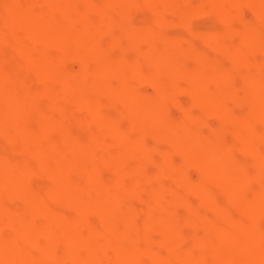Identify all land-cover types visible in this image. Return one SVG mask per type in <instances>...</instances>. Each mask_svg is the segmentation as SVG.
Segmentation results:
<instances>
[{
  "label": "bare ground",
  "instance_id": "1",
  "mask_svg": "<svg viewBox=\"0 0 264 264\" xmlns=\"http://www.w3.org/2000/svg\"><path fill=\"white\" fill-rule=\"evenodd\" d=\"M0 264H264V0H0Z\"/></svg>",
  "mask_w": 264,
  "mask_h": 264
}]
</instances>
